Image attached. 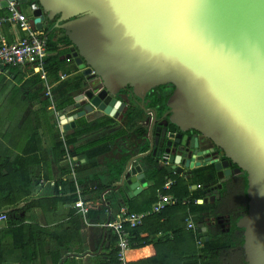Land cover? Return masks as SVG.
I'll return each instance as SVG.
<instances>
[{
  "label": "water",
  "instance_id": "95a60500",
  "mask_svg": "<svg viewBox=\"0 0 264 264\" xmlns=\"http://www.w3.org/2000/svg\"><path fill=\"white\" fill-rule=\"evenodd\" d=\"M35 1V29L54 24L48 36L64 32L72 44L65 59L84 77L77 114L60 113L64 130H75L78 119L118 120L134 103L147 112L149 151L131 157L118 186L130 198L164 169V155L179 175L201 160L179 153L175 136L195 132L210 140L225 155L218 179L247 175L248 213L237 227L245 263L264 264V0ZM162 86L175 89L158 119L146 99ZM198 233L210 240L204 224Z\"/></svg>",
  "mask_w": 264,
  "mask_h": 264
},
{
  "label": "crops",
  "instance_id": "0c3cea01",
  "mask_svg": "<svg viewBox=\"0 0 264 264\" xmlns=\"http://www.w3.org/2000/svg\"><path fill=\"white\" fill-rule=\"evenodd\" d=\"M30 2L31 0L27 2L31 10L30 15L23 9L27 3L22 4L21 10L30 21L34 22V4ZM1 3L0 1V4ZM4 10V7H0V12ZM3 34L7 42L12 41V43H16L26 37V34L22 32L19 27L10 25L3 28ZM67 68L69 74L66 81L73 80L82 74L75 64L68 63ZM49 83L52 88L54 106H52V102L49 98L46 97L47 89L44 80H42L33 69L16 67L0 69V149H10L9 152L15 155H20L22 150L32 149L31 151L35 153L33 156L44 158L41 164H36L31 167L33 179L31 190L33 199H48L53 197L70 198L69 196H71L72 193H69L68 189L67 191L62 190L61 186L59 187L60 195H56V184L60 182L66 183L68 181L75 184L77 201L80 198L84 200L90 211L87 217L82 216L80 211L75 207L77 201L63 203L54 212H44L40 208L33 209L29 213L27 224L46 228L51 235L44 240L43 247L30 246L27 250H24V247H21L20 250L14 249L11 257L12 262L6 264H30V262H27L29 261L27 259L30 258L32 260L36 258L35 262L37 264H42L43 262L45 264H54V259H56L55 255L59 254L61 255L60 264H101L107 260L111 251L110 240L105 227L109 217L107 214L102 218L96 215L90 216L91 209L94 207V203L91 200L93 196L92 193L97 190L98 187L101 189L106 188L108 190H106L103 195L112 193V195L116 194L117 196L126 197L127 199L124 188H119L118 186L122 181L126 165L131 157L149 151V142L146 143L144 140V136L148 134L150 127L146 124L149 115L144 109L134 103V106H131V108L126 111L124 115L120 116L118 120L109 119L108 117L93 119L92 121L78 119L76 122L77 128L75 130L67 132L63 128V131H61L57 115L60 116V113H62L71 117L77 114V110H75L73 106L80 92L79 90L72 92L70 96L74 99V103L68 106L63 112L57 111V103L55 100L56 97H58L59 83L55 84L50 81ZM47 99L49 101H47ZM47 102L51 103L47 114L50 113L52 115L51 118H48L49 122H46L41 130L39 144H36L33 138L21 132V128L39 122L38 120L44 117L43 112ZM43 123H45V121H42V124ZM101 124L105 125L98 128ZM84 129H90L92 131L80 137L75 145H70L69 137L75 134L76 131ZM61 134L64 135V141L61 140ZM58 142L62 143V148L65 151V155L62 158L58 156ZM105 143H108L110 147L108 152L92 158V149L101 147L105 145ZM2 146H5L4 149L1 148ZM38 147L40 150H38ZM136 149L138 152L131 154V152ZM4 151L7 152L6 150ZM171 173L172 176L169 178L175 181V185L177 183V177L184 178L185 180L192 179L186 171L184 172L185 174L182 175L176 172ZM153 183L152 178L149 176L144 191L152 186ZM190 185H193V183ZM197 189H199L197 185L191 187L192 191ZM140 194L130 199L137 198ZM160 195H162V193L159 194V196ZM163 195L177 197L174 194ZM116 197L114 196V198ZM125 204L120 207L116 206L114 210L111 209L112 220L118 219L122 210L126 208ZM25 205L26 204L21 205V208ZM153 206L154 205H152V207ZM73 214L79 216L82 220V228L79 232L80 238L73 227ZM22 216H24V213ZM191 218L194 221L195 217ZM197 221H194L197 228L199 224L207 226L205 219L204 221L201 219ZM8 228L9 226L7 223L3 225L1 230H6ZM153 230L154 228L148 227L145 233L142 234V237L146 238L148 235L147 233ZM34 235L38 237L36 233ZM57 235L62 236L63 242H68V244H65L64 247L59 246ZM164 236L165 234L161 233L152 235L150 239L156 241ZM51 237H53L55 241L52 240ZM71 238H74L72 244H70ZM24 239L26 242H31L30 237L26 234V236H19L18 243ZM67 247H70L73 253L69 252L70 250H68ZM155 256L156 248H154V245H147L146 247L135 249L131 255V261L159 264V262L152 263Z\"/></svg>",
  "mask_w": 264,
  "mask_h": 264
},
{
  "label": "trees",
  "instance_id": "16d2710c",
  "mask_svg": "<svg viewBox=\"0 0 264 264\" xmlns=\"http://www.w3.org/2000/svg\"><path fill=\"white\" fill-rule=\"evenodd\" d=\"M31 4H35V0H31ZM7 15V12L1 11L0 17ZM54 28V24L48 26L45 30L46 35ZM58 30H54L57 32ZM61 32V36L52 33L48 36V55L46 59V71L48 82L58 84L59 91L58 97H56V110L64 111L68 106L74 103V99L71 98V93L76 92L82 88V82L84 77L82 74L77 76L73 80L62 81L63 74H69L67 68L68 63L75 64L73 60L67 61L66 56L70 53L72 47L71 42L65 36L64 32ZM9 44H13L12 41H8ZM41 81V80H40ZM62 81V82H61ZM175 88L167 90V86L156 88L152 92L154 100L151 107L160 106L161 112L166 110V103L173 93ZM158 94L160 97H158ZM47 101H49L47 99ZM51 103L47 102L44 108V117L40 118L35 124L30 126H23L21 132L28 135L30 138L35 140L36 144H39L41 139V130L46 123L45 115L47 114L48 108ZM105 124H101L103 127ZM89 126V125H87ZM92 130H79L75 134L69 137V144L75 145L77 140L84 134L91 132ZM5 146L1 148L4 149ZM58 156L62 158L65 155V151L62 148V143L58 142ZM110 149L108 143L101 147L92 149L91 156H97L102 153L108 152ZM6 150L7 152H5ZM0 149V214L8 212V226L6 230H0V264L11 263V257L13 250H20L24 247V250L29 249L30 246H41L43 247L44 240L50 236L49 230L39 226L28 225L29 213L36 208L42 209L44 212L56 211L63 203L77 201L75 195L76 187L71 182H60L56 184V195H60L59 187L64 191L72 193L70 198H48V199H33L32 186L33 179L31 173V167L36 164H41L44 158L33 156L35 153L32 149L22 150L20 155H15L9 152L10 149ZM38 150L39 147H38ZM73 154V153H72ZM245 174V173H243ZM246 175V174H245ZM172 173L169 169L156 170L151 174L152 186L148 187L139 197L130 199L126 194V197L112 195L109 193L106 195L105 200L103 199V193L108 189H101L98 187L97 190L93 191L91 198L94 203V207L91 209L90 216H99L102 218L106 216L108 209L114 210L117 206H122L125 203L126 208L130 213H144L151 210L159 194H174L180 201L185 199L190 200V204L187 206L182 203L167 207L161 214L153 215L149 217L143 224V226L137 229H130V242L131 252L129 255V264H147L145 262H132L131 255L135 249L146 247L147 245H154L156 248V256L152 263L159 262V264H246L244 258L240 257L238 250L244 246V231L237 227L238 220L247 215L248 213V197L247 189L248 183L246 177L243 180V184L238 189V196L234 199L230 206H228L225 214H228L231 218L230 228L218 232H214L210 235V240L207 242L206 239L202 242L198 232L189 229L188 220L191 217H195L194 221H204L206 215L214 214L216 208L212 205L196 204V201H203L205 199V189L215 182L217 183L216 172L213 166L198 169L193 174L192 179L185 180L184 178L177 177V183L170 191H165L166 179L171 177ZM199 186V189L192 191L193 185ZM113 192V191H112ZM116 192V191H114ZM126 193V192H125ZM58 195V196H59ZM114 196L117 198H114ZM124 196V195H123ZM129 198V199H128ZM105 201V203H104ZM121 202V203H120ZM115 205H113V204ZM26 204L21 208V205ZM24 213V216L22 214ZM192 219V218H191ZM72 223H74V230L78 233L80 238V230L82 228V220L79 216L73 214ZM77 221V222H76ZM193 221V220H192ZM193 221V222H194ZM198 222V221H197ZM196 225V224H195ZM148 227L154 228L153 231L147 233V237L143 238L142 234ZM38 237H35V234ZM165 234L159 240H151L152 235ZM30 237L31 242H26L25 239L18 243L19 236ZM107 235L110 240L111 251L108 255L107 260L101 264H118L117 252L115 249L116 236L112 230H107ZM52 240L55 241L53 237ZM63 237L57 235V242L59 246L64 247L68 242H63ZM74 238H71L70 244H72ZM199 242H202L199 245ZM69 244V245H70ZM69 252L70 247H67ZM61 255H55L54 264H60ZM30 264H37L36 258L34 260L27 259ZM132 262V263H131ZM26 263V261H25ZM42 264H45L44 262Z\"/></svg>",
  "mask_w": 264,
  "mask_h": 264
},
{
  "label": "built area",
  "instance_id": "2783aa9c",
  "mask_svg": "<svg viewBox=\"0 0 264 264\" xmlns=\"http://www.w3.org/2000/svg\"><path fill=\"white\" fill-rule=\"evenodd\" d=\"M7 5L5 8L7 15L0 17V69L8 67L33 69L46 84V97L52 102L54 106V98L52 88L48 82L46 71V59L48 55V36L44 31H39L34 22L30 21L28 17L21 10L22 2L24 0H0ZM7 25L17 26L22 32L26 34L25 39L8 44L6 37L3 34V28ZM68 62L70 60L67 59ZM68 75L62 76V81L66 80ZM54 109V107H53ZM59 119V115H57ZM60 122V120H59ZM60 130L63 131V125L59 123ZM61 140L64 141V135L61 134ZM162 160L167 161L168 155H164ZM175 173V172H174ZM175 185V181L170 178L166 179L165 190H171ZM107 193L103 196L105 200ZM105 203V201H104ZM182 203L187 206L190 200L186 199L180 201L179 198L169 195H160L158 202L154 204L151 210L145 213H130L127 208H124L118 219H111V209L106 211L110 218L105 227L107 230H112L116 236V252L118 264H129V255L131 252L130 229H137L143 226L144 222L153 215L161 214L167 207L175 206ZM198 204V201L195 202ZM75 207L80 211L81 215L87 217L90 209L81 198L76 202ZM8 217L6 213L0 214V230L4 224H7ZM189 229L198 232V228L190 218L188 220ZM129 227V230L128 228ZM203 242V241H202ZM199 242V245L202 244Z\"/></svg>",
  "mask_w": 264,
  "mask_h": 264
},
{
  "label": "flooded vegetation",
  "instance_id": "af4514ba",
  "mask_svg": "<svg viewBox=\"0 0 264 264\" xmlns=\"http://www.w3.org/2000/svg\"><path fill=\"white\" fill-rule=\"evenodd\" d=\"M56 33L61 36L60 30ZM155 90V89H154ZM168 91V90H166ZM174 92V90H173ZM173 94V93H172ZM154 95L153 92L150 93V95L147 97L146 101L149 102V106L147 109L153 110L155 112L154 116H156L158 119L162 118L169 110L166 108V110L162 113L160 106L151 107L155 98L152 99V96ZM158 97L160 95L158 94ZM149 117V116H148ZM151 118V117H149ZM169 136L171 134L169 133ZM167 140H171L170 138H167ZM176 144V149L179 153H182L184 155H188L189 153H195L202 157L199 161H194V164H192V167L189 169H186V173L192 177L195 172L200 168H205L208 166H213L214 170L216 172L217 177V183L209 185L205 189V199L208 198V205H212L216 208L214 214H208L205 217V221L207 224V229L209 232V235H211L214 232H220L223 230L230 228V216L228 214H225L228 206L231 205V203L234 201V199L238 196V189L240 188V185L243 184V180L247 175L242 173H234L231 177L225 178L223 181L218 179V171L216 170V164L221 163L225 161V155L223 151L218 149L210 140L204 138L201 135H197L195 132H188L184 133L181 137L175 136V139H173ZM196 145H199V149L196 148ZM195 147L192 149L191 147ZM201 154V156H200ZM170 156L168 155V160L163 161L161 160V164H163L164 168L167 169L168 167L171 169L173 165L170 163ZM200 163V165H198ZM231 170L234 171L237 169L235 165L230 166ZM172 170V169H171ZM225 170L223 169L222 172ZM222 185V189H219V186ZM217 191V192H216ZM216 197V200L213 201V198ZM204 199V200H205ZM203 201H198V204H202ZM249 201V200H248ZM231 202V203H230Z\"/></svg>",
  "mask_w": 264,
  "mask_h": 264
},
{
  "label": "rangeland",
  "instance_id": "374dc122",
  "mask_svg": "<svg viewBox=\"0 0 264 264\" xmlns=\"http://www.w3.org/2000/svg\"><path fill=\"white\" fill-rule=\"evenodd\" d=\"M23 9H24V11H26L29 15L31 14V10H30V7H29V3H27V5L23 7ZM51 115H52V114H50V113L45 115V123H46V122H49V119H48V118H51ZM167 169H169L170 172H172L171 169H170L169 167H168ZM238 253H240V257H242V258L245 259V255H244V250H243V248L240 249V250H238Z\"/></svg>",
  "mask_w": 264,
  "mask_h": 264
},
{
  "label": "snow or ice",
  "instance_id": "6c2138e0",
  "mask_svg": "<svg viewBox=\"0 0 264 264\" xmlns=\"http://www.w3.org/2000/svg\"><path fill=\"white\" fill-rule=\"evenodd\" d=\"M154 6H162V5H154Z\"/></svg>",
  "mask_w": 264,
  "mask_h": 264
}]
</instances>
